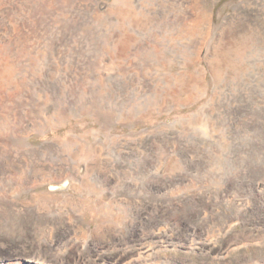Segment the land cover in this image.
<instances>
[{"label":"rangeland","instance_id":"1","mask_svg":"<svg viewBox=\"0 0 264 264\" xmlns=\"http://www.w3.org/2000/svg\"><path fill=\"white\" fill-rule=\"evenodd\" d=\"M257 114L264 0H0V264H74L52 249L80 227L105 264L143 233L155 264H264L217 254L264 234ZM189 228L222 238L174 249Z\"/></svg>","mask_w":264,"mask_h":264},{"label":"bare ground","instance_id":"2","mask_svg":"<svg viewBox=\"0 0 264 264\" xmlns=\"http://www.w3.org/2000/svg\"><path fill=\"white\" fill-rule=\"evenodd\" d=\"M199 13V12H198ZM197 13V15H198ZM202 13V12H201ZM196 15V14H195ZM198 17V16H197ZM196 17V19H198ZM195 18V17H194ZM210 21V20H209ZM185 23V22H184ZM199 23V22H198ZM210 24V23H209ZM209 27V26H208ZM212 29V28H211ZM202 30V29H201ZM173 31V30H172ZM211 31V30H210ZM201 32V31H200ZM149 55V53H148ZM152 55V54H151ZM154 56V55H153ZM152 56V58H153ZM158 58V57H157ZM195 58V57H194ZM157 60V59H156ZM185 64V63H184ZM100 84V83H99ZM104 92V91H102ZM106 92V91H105ZM99 93V92H98ZM102 94V93H101ZM100 94V95H101ZM103 96V94H102ZM105 100V99H104ZM109 102V101H108ZM102 103V102H101ZM244 103V102H243ZM104 104V103H103ZM96 105H99V104H96ZM94 106V105H93ZM133 106V105H132ZM244 106V105H242ZM102 107V106H101ZM101 107H98V108H101ZM140 107V106H139ZM138 107V108H139ZM97 108V109H98ZM110 108V107H109ZM131 108V107H130ZM113 110V109H112ZM137 110V108H136ZM240 110H242L241 112H246L245 110V107L241 108ZM130 111V110H129ZM98 112V111H97ZM130 114V113H129ZM261 114V113H259ZM257 114V116L261 119V121H264L263 117L261 115ZM236 115V114H235ZM239 116H242V117H245L246 116V113H242V114H238ZM231 116V115H230ZM255 154V153H254ZM253 157V156H252ZM222 159V158H221ZM220 159V160H221ZM250 159H252L250 157ZM216 160V159H215ZM83 163V162H82ZM86 163V162H85ZM249 163V162H248ZM86 165V164H85ZM215 165V164H214ZM226 167V166H225ZM180 168V167H179ZM222 168V167H221ZM84 176V175H83ZM242 177V175H240ZM150 177V176H149ZM229 177V175H228ZM232 179V177H230ZM85 179V178H84ZM243 179V177H242ZM245 180V179H244ZM85 181L87 182V186L86 187H90V188H94L95 190H99L97 189L98 187H95V185L89 181H87V178L85 179ZM231 181V180H230ZM147 184V183H146ZM247 184V183H246ZM255 184V182H254ZM219 185V184H218ZM257 185V183H256ZM81 185L79 186H76V188H81L80 187ZM97 186V185H96ZM221 186V185H220ZM62 187H66L65 185H62L61 187L59 186H56L54 187L53 189L55 190H60ZM85 188V187H84ZM150 188V187H149ZM246 188V187H245ZM83 189V188H82ZM81 189V190H82ZM87 189V188H85ZM255 189V185L254 187H250V189H245L242 194L244 193V195L246 194H249V195H253L254 196V191ZM235 190V189H234ZM233 190V191H234ZM250 198V197H249ZM239 199L241 200V204H242V199L241 197H239ZM81 201V200H80ZM77 202V200H76ZM75 202V203H76ZM79 202V201H78ZM74 203V204H75ZM240 203V202H239ZM106 204V203H105ZM104 204V205H105ZM77 205V204H76ZM79 205V204H78ZM100 205V204H99ZM80 206V205H79ZM108 206V205H106ZM105 206V207H106ZM105 207L104 206H101L100 205V213L102 212V214L106 215L108 212L109 213H112L115 215L116 219H121L123 218L125 215L121 214V213H117V209L115 208H112L111 210H105ZM111 207V205L109 206ZM264 207V206H263ZM262 211H264V208H262ZM118 219V220H119ZM237 219H239V217L235 216V217H232L230 219V222L228 223V229L229 231H231L232 229V226L233 224H235V222L237 221ZM121 224V222H120ZM76 227V226H75ZM71 229V227H70ZM109 229V228H108ZM79 230V232H78ZM95 230V229H94ZM74 231V230H73ZM189 241L187 244L186 243H182V242H178V243H173L172 244V247H174V249L178 246H181V247H185L186 249H188L189 251L191 252H194V251H199V248L200 247H204L205 245H212V244H215L216 241H219L220 238H222V233L217 232V231H214L212 233H208L206 232L205 234L203 233H197L195 232V230L193 228H189ZM227 231V229H226ZM75 232V237L77 236V238L81 241V243L83 242V244L87 241L86 239L88 238L87 236H89L90 232L87 230V229H83V228H78ZM93 232V230H92ZM96 232V231H94ZM142 232V231H141ZM147 232V231H146ZM99 233V232H98ZM225 233V232H224ZM74 234V233H73ZM228 234V233H227ZM72 235V234H71ZM71 235H67L60 243H56V247H54L52 249V251L54 252L53 255L55 258L58 259V257H62V255L64 254V251L65 250H69V259L70 261H72L74 264H105L104 262H100L102 261L101 258H100V254L96 253V254H92V256L90 257V255L88 254L87 257H84V256H80L78 255V248H77V242L76 238H73L71 237ZM92 235V234H91ZM141 235V234H139ZM150 235V234H149ZM73 236V235H72ZM235 236V235H234ZM90 237V236H89ZM97 237V236H96ZM225 237V236H224ZM152 237H149L147 234L143 233L141 235V237H139V243L136 242V243H131L128 242L126 243L125 247H124V253H126V251H128L130 253V255H127V254H123L122 256V261H120L118 264H155L157 263L156 261H154L152 255L155 253V250L156 248H167L168 246L166 245H162V244H159L157 246H153L152 245V239H150ZM231 238V237H230ZM89 239V238H88ZM129 239V238H128ZM254 240V239H258V241H263L264 240V234L263 235H260L259 237H254L253 235H240L239 237L238 236H235L233 239H231V243L228 244V246L223 250L221 251L220 253H217L218 255L222 256V257H227L229 256L230 254H232L233 252H235L237 249H239V247L242 245L243 242H246V241H249V240ZM90 241V240H89ZM131 241V240H130ZM133 241V240H132ZM229 241V240H228ZM88 242V241H87ZM126 242V241H125ZM165 243V242H164ZM163 243V244H164ZM227 243V242H226ZM259 243V242H258ZM87 244V243H85ZM155 244V243H153ZM161 245V246H160ZM214 246V245H213ZM76 247V248H75ZM211 247L207 248L208 250H210ZM169 249V248H168ZM205 249V248H204ZM213 249V248H212ZM57 250V255H55V252ZM80 250V249H79ZM95 250V249H94ZM99 250V249H98ZM122 250V249H121ZM160 250V249H159ZM204 251V250H203ZM212 251V250H211ZM209 251V253L211 252ZM92 252V251H91ZM52 253V252H51ZM80 254V253H79ZM66 255V254H65ZM206 255V254H205ZM210 255V254H209ZM207 255V256H209ZM224 259V258H222ZM43 261V260H42ZM42 261H40L39 263H36V264H42ZM67 261V260H66ZM29 263V262H27ZM33 263V262H32ZM107 264V263H106ZM246 264H253L252 261H248L246 262Z\"/></svg>","mask_w":264,"mask_h":264}]
</instances>
